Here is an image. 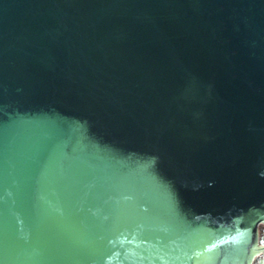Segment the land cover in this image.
Returning a JSON list of instances; mask_svg holds the SVG:
<instances>
[{
  "label": "water",
  "instance_id": "water-1",
  "mask_svg": "<svg viewBox=\"0 0 264 264\" xmlns=\"http://www.w3.org/2000/svg\"><path fill=\"white\" fill-rule=\"evenodd\" d=\"M264 0H0V264H264Z\"/></svg>",
  "mask_w": 264,
  "mask_h": 264
},
{
  "label": "flooded vegetation",
  "instance_id": "flooded-vegetation-1",
  "mask_svg": "<svg viewBox=\"0 0 264 264\" xmlns=\"http://www.w3.org/2000/svg\"><path fill=\"white\" fill-rule=\"evenodd\" d=\"M259 236H260V239L262 240V236H264V224H261L259 226Z\"/></svg>",
  "mask_w": 264,
  "mask_h": 264
}]
</instances>
